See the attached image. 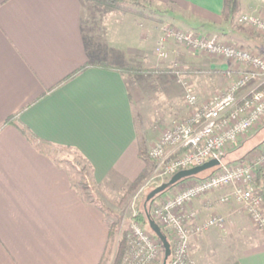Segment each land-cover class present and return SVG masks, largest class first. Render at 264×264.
I'll list each match as a JSON object with an SVG mask.
<instances>
[{"label":"crops","instance_id":"obj_1","mask_svg":"<svg viewBox=\"0 0 264 264\" xmlns=\"http://www.w3.org/2000/svg\"><path fill=\"white\" fill-rule=\"evenodd\" d=\"M156 1L173 5L167 10L176 12L174 26L264 56V34L240 22L244 14L264 18V0H240L229 20L223 17L224 0ZM158 25L133 12L103 11L88 0H0V264H99L109 222L103 208L73 186L53 147L77 150L97 186L139 176L141 149L128 78L96 62L144 66L162 37ZM168 46L191 76H207L206 92L193 80L200 104L250 69L205 50L188 52L182 43ZM19 125L35 134L34 142ZM210 196L188 209L201 217L214 208ZM227 210L231 223L240 220L235 209ZM213 228L218 227L210 233ZM210 233L192 239V258L199 264H264V242L232 241L231 252L217 258L223 240Z\"/></svg>","mask_w":264,"mask_h":264},{"label":"built area","instance_id":"obj_2","mask_svg":"<svg viewBox=\"0 0 264 264\" xmlns=\"http://www.w3.org/2000/svg\"><path fill=\"white\" fill-rule=\"evenodd\" d=\"M240 22L250 24L264 34L262 17L244 14ZM170 39L194 49L242 61L250 67L220 95L203 104L199 103L194 88L180 79L186 102L193 111L175 121L148 151L162 179L214 158L220 160L209 175L196 178L152 208L153 217L170 231L171 254L168 264H199L191 257L192 235L211 227L224 229L226 221L223 215H212L201 222L196 221V213L188 206L197 198L213 190L231 187L232 191L223 195L222 200L234 198L242 203L252 221L264 230V197L254 184L258 171L264 170V142L254 165L240 163L229 166L223 161L229 149L237 146L241 138L264 122V56L192 29L168 25L157 47L161 57H166L165 43ZM251 83L249 92L241 97V90ZM155 235L135 220L121 264H158L163 245Z\"/></svg>","mask_w":264,"mask_h":264},{"label":"rangeland","instance_id":"obj_3","mask_svg":"<svg viewBox=\"0 0 264 264\" xmlns=\"http://www.w3.org/2000/svg\"><path fill=\"white\" fill-rule=\"evenodd\" d=\"M171 6L173 5H169V7L167 5L163 6L156 0H141L140 5L136 6V9L140 10L141 13L137 15L140 18L152 20L153 24H161L163 37L164 29L168 25L175 24L172 22V17L176 12L174 11L171 15L167 10L168 8L170 10ZM162 37L153 45L154 55L151 61H148L147 64L143 66L149 69V71L143 75L128 77L138 131L137 140L139 147L143 146L146 149V154L141 153L140 155L139 161L141 162L142 171L139 173V176H137L138 181H135L136 178H126L123 179V182L119 179H115L116 183L115 181L113 183L111 182L109 186H97L93 182L91 168L84 159L72 149L63 148L61 146L53 147L55 158L68 169L72 183L83 191L88 200L99 204L105 212L109 222V232L111 229L113 232L112 244L106 264H121L124 251L127 248L126 245H128V237L131 232L132 223L138 220L136 215H138L140 211H152L155 205L161 204L166 198L172 197L185 185L191 183L196 178L209 175L213 170H205L195 178H188L173 185L163 193L157 195L153 200H147V195L151 190L168 181L160 177L156 170L155 163L149 157L148 151L156 143L158 138H160L162 133H164L175 121L190 115L193 111V108L186 102L184 86L180 79L192 86L196 94L198 92L195 88L196 85L193 84L194 79L200 83L203 92H206L203 86L205 87L207 84V76L205 73L198 77L191 76L188 67L181 60L171 56L168 44L170 41L176 43L177 41L172 39L167 40L165 43L167 49L166 57H161L159 55L157 47L162 42ZM184 45L188 47V52L199 50L187 44ZM153 67H157V69L154 70L152 69ZM250 85H252V83ZM212 98H214V96ZM263 142L264 122L258 127L250 130L247 135L241 138L237 146L229 149L223 161L229 166L240 163L254 165ZM261 171L264 183V170ZM257 177L258 174L254 179V184L256 186ZM231 191V187H225L213 190L197 198L200 200L206 195H212L210 199H213L215 204L213 209H207V213H204L199 218L197 217L196 221L201 222L212 215H223L226 224L224 229L213 228L215 231H212V233H210L212 227L200 233H194L191 237V246L193 237L208 235V233H210L211 237L223 240L221 243L223 250L215 252L217 258H223V255L231 252L229 248L232 246V241H234V244L246 241L248 245L264 242V230L260 229L252 221L244 205L234 198L229 201L222 200V196L229 194ZM229 207L235 209L236 213L241 217L240 220L236 219L233 223L228 220L227 209H229ZM144 226L153 232L150 227L147 225ZM153 234L155 235L154 232ZM166 235L170 241L171 235L168 229ZM163 259L164 247L162 248L161 260L158 264H163ZM208 259H210V257L207 258V260ZM213 259H215V257ZM206 264H212V262Z\"/></svg>","mask_w":264,"mask_h":264},{"label":"trees","instance_id":"obj_4","mask_svg":"<svg viewBox=\"0 0 264 264\" xmlns=\"http://www.w3.org/2000/svg\"><path fill=\"white\" fill-rule=\"evenodd\" d=\"M88 1L91 2L96 8H99V9H102V10H105V11H125V12H133V13H136V14H140L141 13L140 10L136 9V6L140 5V1L141 0H88ZM239 8H240V0H224V8H223V17H224V19L225 20H229V19L233 18L235 16V14L239 11ZM96 63H99L100 65L105 66V67L115 68V69L119 70L123 74L124 77H127V78L131 77V76H135V75L136 76L143 75L144 73L149 71V69H146L142 65L136 64V63H124V64H114V65L113 64H109L107 62H96ZM89 65H90V63L84 64L83 66H81L77 70L73 71L72 73L67 75L63 79V81H61V83L73 78L76 74H78L81 71L85 70ZM152 69L156 70L157 67H153ZM8 121H11L10 117H9ZM19 126L21 127V129L25 133V135L30 140H32L34 142L35 138H36L35 134L27 126H25V125H19ZM61 147L67 148V149H72L82 159H84L83 156L77 150L73 149L72 147H70V146H61ZM140 149H141V153L146 154L145 147L140 146ZM87 164L91 168V165L89 164V162H87ZM215 168L216 167H213L211 169L214 170ZM199 174L194 175V176H190V177H196ZM257 174H258V177H257L256 184H257V187L259 188V190L261 191V193H262V195L264 197V183H263L262 171L259 170ZM190 177H188V178H190ZM188 178H185V179H188ZM169 179L170 178H168L167 180H169ZM185 179L180 180L176 184L184 181ZM135 181L137 182L138 178H136ZM176 184H174V185H176ZM73 186L76 187L74 183H73ZM172 186L173 185L169 186L167 189H169ZM77 189H78L79 193L83 197L87 198L82 190H80L79 188H77ZM166 190H164V191H166ZM164 191L156 194L154 197L151 198V200H153L157 195L163 193ZM148 214H150L152 216V211H147V210L143 211L142 210V211H140L138 213V215H136V218L138 220H140L143 225H147L148 227H150L149 226V222H148ZM161 227H162L163 232L165 234H167V228L165 226H163V225H161ZM112 235H113V232H112V229H111L110 232H109V238H108V241H107V246L105 248L103 257L101 258L99 264H106L107 263V259H108L109 252H110V247H111V244H112ZM127 246L128 245H126V247ZM126 249H125V251H126ZM125 251H124V253H125Z\"/></svg>","mask_w":264,"mask_h":264},{"label":"water","instance_id":"obj_5","mask_svg":"<svg viewBox=\"0 0 264 264\" xmlns=\"http://www.w3.org/2000/svg\"><path fill=\"white\" fill-rule=\"evenodd\" d=\"M220 164L219 159H211L200 165H195L190 168L181 169L174 173L170 179L161 185L155 187L150 193L147 195V200H150L156 194L166 190L169 186L176 184L182 179L188 178L190 176L197 175L205 170L211 169ZM148 222L151 230L156 234V236L160 239L163 247H164V259L163 264H168V259L171 254V243L167 237V235L163 232L161 225L153 218L150 214H148Z\"/></svg>","mask_w":264,"mask_h":264}]
</instances>
